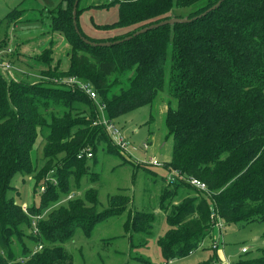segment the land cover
Instances as JSON below:
<instances>
[{
	"label": "trees",
	"instance_id": "obj_1",
	"mask_svg": "<svg viewBox=\"0 0 264 264\" xmlns=\"http://www.w3.org/2000/svg\"><path fill=\"white\" fill-rule=\"evenodd\" d=\"M81 1L78 26L81 35L94 42L115 41L173 16L196 18L109 46L87 43L77 32L75 0H57L53 5L21 0L0 19V51L20 42L30 46L37 67L49 78L13 79L0 70V264H70L66 244L76 230L91 235L99 222L123 214L131 202L129 196L115 195L110 207L99 209L98 191L91 188L86 199L57 206L68 195L71 174L88 169L98 143L105 141L107 150L118 154L121 150L103 125L94 124L99 116L94 101L53 78L78 76L91 82L111 120L150 105L160 92L170 96L165 123L173 151L166 167L204 181L207 190L184 180L163 186L159 208L166 211L169 228L157 243L166 262L201 247L218 219L264 221V0H224L206 14L219 0H110L90 5H119V19L95 23L100 29L137 25L110 38L92 37L82 30ZM183 8H189L186 14L180 12ZM29 23L36 25L25 26ZM17 28L39 31V41L16 42ZM60 36L71 48L70 65L64 70L55 66L54 46ZM45 39L49 46L41 50ZM39 137L48 160L37 171L34 153ZM88 148L93 156L84 153L80 158ZM56 165L58 183H48L39 203L23 209L10 194L14 178L35 173L42 179ZM48 207L52 208L47 216L37 220V231L28 234L35 248L42 245L33 253L35 248L24 236L35 228L33 216ZM155 221L156 208L129 211L125 226L150 233ZM232 264H264V246L259 254L240 256Z\"/></svg>",
	"mask_w": 264,
	"mask_h": 264
},
{
	"label": "rangeland",
	"instance_id": "obj_2",
	"mask_svg": "<svg viewBox=\"0 0 264 264\" xmlns=\"http://www.w3.org/2000/svg\"><path fill=\"white\" fill-rule=\"evenodd\" d=\"M20 1L0 0V19L16 8ZM98 1L110 0H82L81 5ZM118 7L119 5L102 9L95 8L92 11V17L102 24L115 22L120 16ZM188 10L189 8H183L180 12L186 14ZM25 26L28 25L25 24ZM135 27L137 25H131L107 35L127 33ZM96 32H94L95 35ZM38 33L37 30L17 28L15 34L19 37L14 36V38L16 42L39 41ZM63 38L58 37L54 46V56L57 61L55 66L58 65L62 70L69 68L68 50L71 49L69 43ZM16 45L13 44L10 47L12 50L10 57L15 64L16 78L36 82L47 81L49 78L43 75L41 69L38 68V61L32 57L35 54H30V46L22 42ZM46 46H49L47 39L41 45V50ZM169 100L170 96L166 92H160L150 105L141 106L113 120L129 141L127 149L119 147L121 155L107 150L106 142L101 141L98 143L95 157L88 159V169L82 171L81 174H76L75 169L72 168L76 176L71 174L68 195L64 196L57 206L66 204L70 199H86L87 192L91 188L98 191L99 209L110 207L111 197L115 195L129 196L131 202L123 214L110 216L99 222L91 235H86L82 228L76 230L73 239L66 244L71 256L70 264H232L240 256L259 254L260 248L264 246V221L223 222L225 225L222 229L223 243L218 251H215L217 248L214 249L213 244L220 231L214 226L212 235L206 238L196 251L169 262L164 260L156 239L169 228L166 211L159 208L163 186L169 183L163 178L168 175L166 164L171 160L173 151V137L168 132L165 123ZM40 141L41 137L38 139L34 153L37 171L48 160L44 156V142L40 143ZM154 155L164 164L150 165V159ZM34 174L17 175L13 180L14 192L10 193L16 196V200L26 210H29L35 202L39 203L40 195L45 193L48 183L57 184L59 180L57 165L42 179ZM51 208L45 209L42 215L33 216V224L37 223L39 217H46ZM154 208H156V221L150 233L138 232L130 224L126 228L125 223L129 211L146 209L151 212ZM33 231L35 228L34 230L27 229L24 237L26 242L35 248L28 238V234ZM38 246L34 250H42V247L38 248ZM244 246L249 248L247 254L242 252ZM18 251L17 256H19Z\"/></svg>",
	"mask_w": 264,
	"mask_h": 264
},
{
	"label": "built area",
	"instance_id": "obj_3",
	"mask_svg": "<svg viewBox=\"0 0 264 264\" xmlns=\"http://www.w3.org/2000/svg\"><path fill=\"white\" fill-rule=\"evenodd\" d=\"M11 49L0 51V70L9 78L16 79L15 74V64L11 60L10 56L5 55L6 53L10 54ZM57 79V78H56ZM60 84L66 85L68 87H71L74 90H80L87 94L94 103L98 106L99 109V116L96 121H94V124H101L103 125L106 130L108 131L109 135L113 139L114 143L121 148H128V140L126 139V136L122 133L120 128L116 125L115 121L109 119L106 115V105L104 102L101 101L99 94L97 90L95 89V86L88 81H84L80 79L78 76H68V77H62L60 79L56 80ZM84 153L87 154L88 157H92L93 151L89 148L85 150L84 152L79 154V157H83ZM150 165H156L161 166L164 164V162H161L156 156L151 157L150 159ZM168 175L166 176L167 182L172 183L176 181L184 180L186 182H189L193 186L197 187L200 190L206 191L207 185L204 181L188 176L185 173H183L180 169H167ZM26 210V209H25ZM215 216V213L213 214ZM35 224V231H37L36 223ZM215 226L219 228L220 234L214 241V248H219L223 243V227L225 226L223 224V221L221 219H218L215 223ZM42 245H39L38 248H41ZM36 249V248H35ZM249 248L247 246L242 247V252H247ZM37 250H34L33 253H35ZM21 261H24L23 259ZM172 261V260H171Z\"/></svg>",
	"mask_w": 264,
	"mask_h": 264
},
{
	"label": "water",
	"instance_id": "obj_4",
	"mask_svg": "<svg viewBox=\"0 0 264 264\" xmlns=\"http://www.w3.org/2000/svg\"><path fill=\"white\" fill-rule=\"evenodd\" d=\"M79 1L80 0H75L74 2V7H73V22H74V25H75V28L77 30V32L81 35V32H80V29H79V26H78V21H77V9H78V4H79ZM224 0H219L216 4H214L211 8H209L206 12H204L203 14H206L208 13L209 11H212V10H215L216 8H218L221 3L223 2ZM196 17L194 18H188V17H176V16H173V17H170V18H167V19H164V20H161L159 22H156V23H152V24H149V25H146L144 26L143 28L137 30L136 32H134L133 34L129 35V36H126L124 38H121V39H118V40H115V41H102V42H94V41H91L87 38H85L83 35H81V37L87 42V43H90L92 45H100V46H109L111 44H117V43H120V42H123L125 40H129L131 39L133 36H136V35H139L141 33H145L149 30H152V29H155V28H158L160 26H163V25H167V24H175V23H185V22H190V21H193Z\"/></svg>",
	"mask_w": 264,
	"mask_h": 264
},
{
	"label": "crops",
	"instance_id": "obj_5",
	"mask_svg": "<svg viewBox=\"0 0 264 264\" xmlns=\"http://www.w3.org/2000/svg\"><path fill=\"white\" fill-rule=\"evenodd\" d=\"M56 1L57 0H46L47 4H49V5H53V3H55ZM108 2L109 1H98V2H94V3H89V4L87 3L85 5H80V7L83 9V11H82L81 15L79 16V23H80V26H81L82 30L86 34H88L89 36L96 37V38H107V37L112 36V35H107L108 33H110V32H111V34L112 33H116L117 31H120V30L123 29L122 28V29H118V30H104V29H100V28L96 27L95 23L96 24H102V23L96 22L94 20V18L92 17V11L96 7H89V6L90 5H96V4H102V3H108ZM97 9H102V8H97ZM118 9H119V7H118ZM26 25H31V26L35 27L36 24H30L29 23V24H26ZM95 31H97L96 35L94 33ZM165 179H166V176H165L164 180ZM166 181H167V179H166ZM156 241H157V239H156Z\"/></svg>",
	"mask_w": 264,
	"mask_h": 264
}]
</instances>
